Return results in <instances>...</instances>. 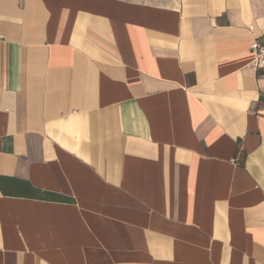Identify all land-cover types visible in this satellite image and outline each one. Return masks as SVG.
<instances>
[{"label":"crops","instance_id":"1","mask_svg":"<svg viewBox=\"0 0 264 264\" xmlns=\"http://www.w3.org/2000/svg\"><path fill=\"white\" fill-rule=\"evenodd\" d=\"M264 0H0V264H264Z\"/></svg>","mask_w":264,"mask_h":264},{"label":"built area","instance_id":"2","mask_svg":"<svg viewBox=\"0 0 264 264\" xmlns=\"http://www.w3.org/2000/svg\"><path fill=\"white\" fill-rule=\"evenodd\" d=\"M250 51L254 55L251 65L255 70H262L264 72V45L253 43Z\"/></svg>","mask_w":264,"mask_h":264}]
</instances>
